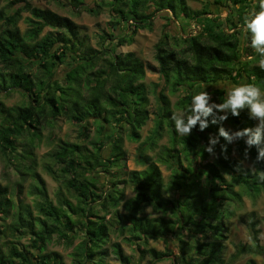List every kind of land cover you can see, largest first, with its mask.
Masks as SVG:
<instances>
[{
	"label": "trees",
	"instance_id": "trees-1",
	"mask_svg": "<svg viewBox=\"0 0 264 264\" xmlns=\"http://www.w3.org/2000/svg\"><path fill=\"white\" fill-rule=\"evenodd\" d=\"M5 1L2 5L4 0H0V96L18 91L28 97V103L9 109L0 102V120L5 124L0 131V154L10 165L14 159L23 164L15 169L21 176L13 187L15 193H21L28 177L35 183L28 192L31 203L16 204L10 198L12 192L7 194L8 189L0 184V218L10 220L0 225V264H66L59 253L47 248L56 239L69 247L76 238L81 240L71 253L73 264H108L104 247L112 232L139 256L135 263L120 243H113L111 253L120 264H139L146 258L147 264L165 260L172 264H234L245 254L260 250L254 220L249 221L253 232L250 247L237 249L227 259L225 241L228 221L241 204L243 192L255 197L264 191V180L259 178L264 161H256L257 146L245 154L246 141L258 129L260 147H264V127L255 125L247 104L236 109L238 117L226 109V119L236 132L247 129L234 145L219 137L220 128L230 137L231 133L213 107L207 117L201 116L208 126L201 132L198 121L187 137L176 132L172 119L178 116L175 111L190 115L193 97L208 86L212 89L206 92L220 103L227 96L219 83L251 84L264 92V70L241 30L245 17L259 11L258 0H213L216 11L210 9L211 2L209 8L193 10L186 0H49L70 11L82 9L95 15L108 9L110 23L115 25L112 31L125 28L132 33L129 38L127 33L104 34L99 50L87 45L70 18L35 7L31 0ZM222 9L227 10L225 16ZM161 13L170 14L162 15L167 21H181L197 29L185 38L172 36L176 43L186 45L181 53L168 48L167 35L155 45L161 84L152 85L156 110L150 113L149 90L143 83L146 67L133 53L114 55L108 48L113 41L131 43V36L139 29L150 30L153 18ZM23 14L27 16L23 18ZM21 21L26 25L23 32ZM45 29L49 31L40 37ZM64 64L69 70L63 79L53 80L56 68ZM180 88L188 92L172 105L165 91L176 94ZM151 115L153 130L136 150L144 168L122 174L134 193L124 199L118 174L110 173V179L106 174L124 158L125 125L132 127L129 137L139 141V132ZM59 117L76 125L79 132L76 143H60L48 155L58 166L59 176L65 178L67 193H57L53 202L35 172L33 138L39 142L40 126ZM93 125L97 126V139L86 149L78 142L88 140ZM164 135L168 145L158 147ZM20 137L26 139L18 158L14 152ZM210 137L219 142L209 145ZM222 145L226 151L221 150ZM207 146L214 154L205 151ZM155 150L156 161L146 154ZM233 150L243 159L250 158L254 173L231 157ZM158 163L170 172L167 182ZM99 172L105 178L101 188L95 178ZM235 186L241 190L235 191ZM147 209L157 216H148ZM22 238L28 243L20 248ZM150 240H172L177 254L169 248L157 251L149 246ZM245 264L256 263L248 259Z\"/></svg>",
	"mask_w": 264,
	"mask_h": 264
},
{
	"label": "rangeland",
	"instance_id": "rangeland-1",
	"mask_svg": "<svg viewBox=\"0 0 264 264\" xmlns=\"http://www.w3.org/2000/svg\"><path fill=\"white\" fill-rule=\"evenodd\" d=\"M188 6L193 10H202L206 7L209 8V2H211L210 9L216 11V7L213 4V0H186ZM31 4L35 7H39L42 9H49L61 16H65L70 18L77 26L80 28V35L85 38L87 45L95 50H99L102 46L100 37L104 36V34L114 33L118 36L121 33H127L126 38H129L132 34L128 29L121 28L117 29L115 32L112 29L115 25L111 24V13L108 9H104L100 11L97 15L89 14L86 11L80 9L79 11H70L68 8H62L59 5H56L54 2L49 0H31ZM2 5H6V1L2 2ZM150 11V10H149ZM222 16L226 15V9H222ZM163 16H168L170 14H156L153 18L152 28L150 30L147 29H139L131 36V43H123L122 45L117 44L118 42H112L109 45V50L114 55H125L126 53H133L135 57L140 59L143 65L146 67L145 69V78L143 83L147 86L149 90V111L153 113L156 110V101L154 95L152 93V85L161 84L159 79V74L157 73V62L154 59L155 56V45L163 40L167 35L168 39V48L170 50H176L181 53L186 45L183 43H176L172 36L180 35L182 37H188L190 33L194 34L196 31V27L192 25L191 27H187L183 22H176L174 20L167 21ZM23 18L27 16V14L22 15ZM166 16V17H167ZM19 28L21 32L26 29V25L21 21L19 23ZM49 30L45 29L40 37L44 36ZM125 38V39H126ZM259 65V64H258ZM68 65L64 64L56 68L53 76V80H62L64 74L68 71ZM214 87H217L214 85ZM219 88L224 89L227 92L230 88L236 87L232 86L229 83H219ZM204 91H209L212 89L211 86L207 88H203ZM188 92V89L180 88L176 94H171L167 89L165 91V95L169 98L171 104H175L180 98L184 97ZM263 96V95H262ZM261 96V97H262ZM0 102L4 105L5 108H20L28 103V97L23 93L18 91H12L9 94H2L0 96ZM207 103L212 106L213 104H221L219 101H216L213 97V94H210V98ZM217 110L216 107H213ZM218 111V110H217ZM177 115L184 114L180 111H175ZM220 117L228 118L227 110L218 111ZM252 115V114H251ZM253 116V115H252ZM254 117V116H253ZM255 125L264 127L261 124L259 118L254 117ZM225 128H227L231 133V144L234 145L238 141V136L235 135L236 131L233 129L231 124L227 121V119L222 121ZM5 125V124H4ZM0 120V131L1 127L4 126ZM154 127V116L151 115L146 125L140 130V140H134L129 137V133L132 132V127L125 125L124 133H123V150H124V158L120 160L119 166L113 164L111 169L106 174V179L109 178L110 173L118 174V179H120L118 183L119 189H124V199H128L134 195L132 188L126 181L123 180L122 174L125 171H140L144 168L137 159V148L139 144L144 141L151 133ZM97 126L93 125L90 128L89 138L87 141L78 142L82 143V147L86 149H91L90 142L95 141L97 139L96 133ZM41 132V140L38 142L36 138H33L34 142V154L36 157V166L35 172L38 176L43 180L44 186L47 192L49 199L55 202L56 194H64L66 196V187H65V178L59 176L58 166L54 164L49 158V153L54 150L57 145L60 143H76L78 141V132L79 129L76 125L72 124L65 117H59L56 120H51L50 122H46L40 126ZM25 137H20L18 141L15 143V152L14 155L16 157H20L21 150L23 148V144L25 141ZM163 145H168V136L164 135L163 139L158 142V147ZM108 150V149H107ZM108 151L106 152V154ZM104 154V155H106ZM149 157L151 156L153 160L156 161L158 150L154 152H147ZM231 157L233 159L241 160L242 166L245 169H250L251 172H255V167L250 160V158H241V156L235 151H232ZM19 165H23L19 159L13 160V165L7 163L6 158L0 154V184L5 186L10 194V198L13 202H25L31 203L33 197L28 195L30 187L35 183L33 177H28L23 184V188L21 193H15L13 187L17 182L21 180L20 174L15 170L18 169ZM161 170V174L165 182H167L170 172L165 169L161 164H157ZM183 165H186V162H183ZM16 167V168H15ZM47 168H50V172ZM57 175H56V174ZM97 186L101 188V185L104 184L105 178L101 172L95 176ZM110 179V178H109ZM235 191H240L241 189L238 186L234 187ZM68 198V197H67ZM71 202L75 203V201L69 198ZM241 204L237 208L234 216L228 221V233L226 234L227 240L225 241L226 245V258L228 259L232 256L237 249L244 247L247 249L253 243V232L250 229L249 221L254 220L256 224V230L258 232V244L260 245V250L256 249L254 251L255 254L247 255L245 254L241 259H238L234 264H245L248 259H253L256 264H264V191L260 193V195L253 197L252 195H248L243 192L241 198ZM123 212L122 207L120 208ZM147 214L150 217H156L157 215L151 213L150 209H147ZM10 223L9 219L0 218V225H5ZM80 238H76L73 241L71 246H66L63 244L64 242H59V240H54L51 242L47 248L48 251H53L59 253L66 264H73L71 253L73 252L76 245L80 242ZM63 241V240H62ZM28 243L27 238H22L18 241V245L21 248L22 246H26ZM113 243H120L123 248L124 253L134 259L133 261L138 262V254L134 253V250L124 242L123 238L118 236L117 233L112 232L109 237V242L104 247L108 249V257L106 258V262L108 264H120V262L113 256L111 253V245ZM149 246L155 248L157 251H163L165 248H169L177 254L176 246L172 240H167L165 243L164 240L157 241H149ZM137 260V261H136ZM149 258L142 260L139 264H147ZM158 264H172L171 260H165Z\"/></svg>",
	"mask_w": 264,
	"mask_h": 264
},
{
	"label": "clouds",
	"instance_id": "clouds-1",
	"mask_svg": "<svg viewBox=\"0 0 264 264\" xmlns=\"http://www.w3.org/2000/svg\"><path fill=\"white\" fill-rule=\"evenodd\" d=\"M258 2L259 11H253L249 16L245 17L241 30L245 33L246 38L250 40L248 46L259 57V67L264 70V0H258ZM262 95H264V92H262L260 88L251 84H241L228 90L227 99L224 103L213 104L210 107H206L205 105L210 98V94L206 91L201 92L193 97L192 105L189 109L191 112L190 115L185 116L184 114H181L172 117L175 123V130L181 137H187L190 134V130L199 121V131L202 132L208 125L205 121L201 120V116L207 117L211 113L212 107H216L218 111L231 109L233 117H238L239 114L236 112V109L242 108L245 104L250 107L251 114L256 118H259L262 126H264V99L260 98ZM181 117H184L187 120L186 124H184ZM220 119L223 121L226 117H220ZM212 123L215 124L216 121L213 120ZM244 134H247V129H245L243 133H235L236 136ZM219 137H223L229 143L232 140V137H230L223 128L219 129ZM260 141L261 136L258 129L256 135L246 141L245 145L246 155L253 145L257 146V162L264 161V147H260ZM218 142V138H209V145H214ZM221 150L226 151V146L222 145ZM205 151L210 155L214 154L212 147L210 146H207ZM259 178L264 180V172L259 174Z\"/></svg>",
	"mask_w": 264,
	"mask_h": 264
},
{
	"label": "water",
	"instance_id": "water-1",
	"mask_svg": "<svg viewBox=\"0 0 264 264\" xmlns=\"http://www.w3.org/2000/svg\"><path fill=\"white\" fill-rule=\"evenodd\" d=\"M250 59H252V57H251V58H249V59H247L246 61H248V60H250Z\"/></svg>",
	"mask_w": 264,
	"mask_h": 264
}]
</instances>
